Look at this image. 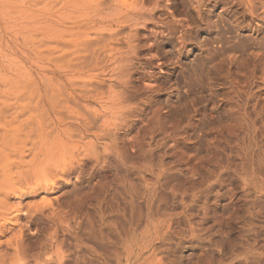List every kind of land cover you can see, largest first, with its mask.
I'll return each mask as SVG.
<instances>
[{"label": "rangeland", "instance_id": "obj_1", "mask_svg": "<svg viewBox=\"0 0 264 264\" xmlns=\"http://www.w3.org/2000/svg\"><path fill=\"white\" fill-rule=\"evenodd\" d=\"M200 1L0 0V242L40 230L26 264H264V0Z\"/></svg>", "mask_w": 264, "mask_h": 264}, {"label": "bare ground", "instance_id": "obj_2", "mask_svg": "<svg viewBox=\"0 0 264 264\" xmlns=\"http://www.w3.org/2000/svg\"><path fill=\"white\" fill-rule=\"evenodd\" d=\"M199 1V3H200V5H202V3H201V1L200 0H198ZM199 17L203 20V17H204V15H203V12L201 11V7H200V9H199ZM223 21V20H222ZM222 21H220V23L222 22ZM167 24V23H166ZM167 26H169V25H166V26H164L165 28H167ZM224 26V25H223ZM170 27H171V30L170 29H167V30H169V32H168V34H171L172 33V31L173 30H175L176 29V26H174V25H170ZM203 29H205V28H203ZM182 30V29H181ZM180 30V31H181ZM183 31V30H182ZM198 31V29H196L193 33H194V35H196V32ZM184 33V32H183ZM185 34H187V32H185L184 33V35ZM184 40V37H182V39H181V42ZM200 40V39H199ZM169 40H160L159 41V43L157 44V46L159 45V44H161V43H166V42H168ZM205 41H207L206 39H203V41L201 40L200 41V43L202 44V42H205ZM223 41V40H222ZM221 41V38L220 37H217V38H215V39H213V40H211V42H213V43H215V45L213 44V46L211 45V47H212V49L214 50V53L216 52V51H218V49H220V46L218 45V43L220 42H222ZM196 42V41H195ZM210 42V40H208L207 42H206V44H208ZM211 44V43H210ZM199 45V44H198ZM203 45H205V44H202V45H200L201 47L203 46ZM199 46V47H200ZM213 50H211V53H212V51ZM213 54V53H212ZM214 55V54H213ZM211 57V56H210ZM198 59V58H197ZM196 59V60H197ZM195 61V60H194ZM200 61V60H199ZM203 61V60H202ZM194 63V62H193ZM195 63H198V61H196ZM202 64V63H201ZM198 66V65H197ZM200 66H202V65H200ZM196 67V66H195ZM194 67V68H195ZM193 68V69H194ZM201 68V67H200ZM204 68V67H203ZM203 68H202V70H203ZM198 70H200V69H198ZM201 71V70H200ZM116 133L115 132H113V135H115ZM138 144H136V146H137ZM138 149V148H137ZM136 152H137V150H136ZM133 153H135V152H133ZM130 156V155H129ZM134 157V156H133ZM132 157V160L133 159H135V157L133 158ZM130 159H131V157H129ZM126 159H128V158H126ZM129 160V159H128ZM135 165V164H134ZM3 170H5V168H2ZM81 170V169H80ZM70 172V171H69ZM76 186V185H75ZM2 190H4V189H2ZM246 191V190H245ZM0 193H3V197H4V201L6 200V199H8L9 198V195L11 196V194L9 193V192H2L1 190H0ZM5 214H7V213H4V212H0V236L6 231V230H9V229H11L10 227H8L7 226V224H9V223H14L13 221H17L18 220V218L20 217V216H18V215H16V216H14V217H7ZM38 225L40 224V222H38L37 223ZM13 225H15V224H13ZM24 227H25V229H24ZM29 230V227L28 226H26V225H22V229H20L19 231H18V235H17V237L15 238V237H12V238H9V239H7V240H5V241H2V242H0V248H1V246L2 247H5V248H13L14 249V246L12 245V243L14 242V245H16L18 248L19 247H21L22 248V251H17V253H16V257H17V259L18 260H21L22 261V263L23 264H26L27 262V257L28 256H36L38 253H36L35 255H34V253L32 252V253H30L31 252V250H32V248H33V246H35V245H37L36 246V248H41V246L40 245H43V243H42V241H40V239H39V237L37 236L41 231L40 230H38V233L35 235V236H33L32 238L33 239H35V242L33 243V244H35V245H33V244H31L33 241H31V240H29L30 239V236H31V234H25V232L26 231H28ZM31 245H33L32 247H31ZM33 251H35L34 249H33ZM5 257H4V261H5ZM10 263H11V260H10Z\"/></svg>", "mask_w": 264, "mask_h": 264}]
</instances>
